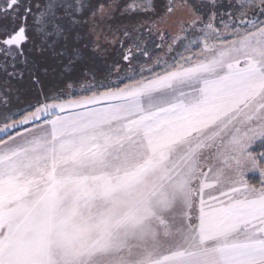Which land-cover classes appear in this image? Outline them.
Wrapping results in <instances>:
<instances>
[{"label": "snow or ice", "instance_id": "obj_1", "mask_svg": "<svg viewBox=\"0 0 264 264\" xmlns=\"http://www.w3.org/2000/svg\"><path fill=\"white\" fill-rule=\"evenodd\" d=\"M24 91L0 264H264V0H4Z\"/></svg>", "mask_w": 264, "mask_h": 264}, {"label": "flooded vegetation", "instance_id": "obj_2", "mask_svg": "<svg viewBox=\"0 0 264 264\" xmlns=\"http://www.w3.org/2000/svg\"><path fill=\"white\" fill-rule=\"evenodd\" d=\"M33 2L35 3L36 0H33ZM4 0H0V4H3ZM32 23L31 17H29V24ZM32 97H34L33 93L29 92V91H24L20 93V98L19 100H13L12 102V106L10 109H8L7 111L9 112V114L7 116L12 115L13 113H15L17 110H19L18 106L19 104H28V101L32 102L31 99ZM28 107V106H26ZM0 110H4L3 108H0ZM23 112H21L22 114Z\"/></svg>", "mask_w": 264, "mask_h": 264}, {"label": "rangeland", "instance_id": "obj_3", "mask_svg": "<svg viewBox=\"0 0 264 264\" xmlns=\"http://www.w3.org/2000/svg\"><path fill=\"white\" fill-rule=\"evenodd\" d=\"M120 4L123 5V4H126L127 0H119ZM157 2H163V0H157ZM119 47V46H117ZM111 58H116V53H111L110 54V59H109V63H111ZM121 63H123V61L121 60ZM32 102L28 101V104H19L18 108L19 110H17L16 112H24L26 109L29 108V105L33 104L35 102V97H32L31 99ZM28 106V107H26ZM9 112L8 111H5V110H0V128H2L3 126V122H4V117L6 115H8ZM11 116V115H10ZM22 131V130H21ZM9 132H12V130H9ZM6 132H3V131H0V137L5 134Z\"/></svg>", "mask_w": 264, "mask_h": 264}, {"label": "trees", "instance_id": "obj_4", "mask_svg": "<svg viewBox=\"0 0 264 264\" xmlns=\"http://www.w3.org/2000/svg\"><path fill=\"white\" fill-rule=\"evenodd\" d=\"M129 2V0H127V2L126 3H128ZM23 114V113H22ZM16 118H19V117H16ZM22 129H17L16 131H21ZM7 134L8 133H5V134H3L0 138H6L7 137ZM11 134H15V132H11Z\"/></svg>", "mask_w": 264, "mask_h": 264}]
</instances>
